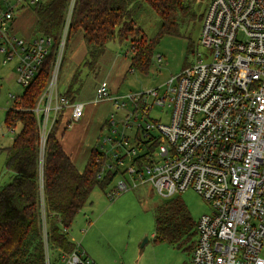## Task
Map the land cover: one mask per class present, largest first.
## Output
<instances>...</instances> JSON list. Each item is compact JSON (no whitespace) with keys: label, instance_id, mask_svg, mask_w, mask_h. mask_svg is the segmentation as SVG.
Here are the masks:
<instances>
[{"label":"built area","instance_id":"obj_1","mask_svg":"<svg viewBox=\"0 0 264 264\" xmlns=\"http://www.w3.org/2000/svg\"><path fill=\"white\" fill-rule=\"evenodd\" d=\"M2 2L0 51L4 59L0 63L15 59L16 80L27 87L52 51L54 38L42 33L27 38L14 29L17 13L37 0ZM76 3L68 1L51 76L33 108L40 134V209L46 264H53L43 179L47 139L66 109H70L73 121L85 114V103L65 97L58 84ZM202 20L198 45L204 51L197 50L196 61L170 78L163 93L155 88L129 95L143 114L150 113L152 104L172 108L168 122L150 120L145 127L140 125L147 140L159 141L156 150L146 153L153 141L143 151L129 146L124 132L119 139H105L114 147L127 146L126 153L134 157L146 153L149 160L125 167L127 175L107 195L115 198L146 183L167 199L193 189L210 202L211 212L196 221L191 262L264 264V0H209ZM118 98L112 96L108 79L99 83L96 100L111 99L121 107L125 102ZM148 99H152L151 104ZM152 129L158 134H152ZM113 156L118 158L121 153L114 151ZM80 243L70 252L56 248L62 264H93Z\"/></svg>","mask_w":264,"mask_h":264},{"label":"trees","instance_id":"obj_2","mask_svg":"<svg viewBox=\"0 0 264 264\" xmlns=\"http://www.w3.org/2000/svg\"><path fill=\"white\" fill-rule=\"evenodd\" d=\"M69 0H37L35 34L42 33L54 38L52 51L42 63L41 70L21 95L15 96V105L5 115L8 127L21 124L10 146L3 148L6 153L5 167L11 172V179L0 184V264H46L45 244L42 237V216L40 209V134L36 114L33 110L51 76L52 63L58 39L63 31L66 8ZM197 0H77L72 17L69 42L79 34L87 47L85 64L95 69L100 57L112 40L132 39L131 67L147 73L152 63L156 45L166 34H181L183 27L200 19L194 9ZM148 5L161 19L157 35L148 39L137 22V15ZM193 42L190 50L194 51ZM189 62L184 66L191 64ZM63 95L75 100L74 84L78 75ZM54 128L48 136L43 179L48 208V225L52 248L70 252L76 242L69 234V228L76 215L89 202L97 185L103 189L118 174L125 176L126 169H120L125 153L118 158L111 157L112 163L104 169L108 155L97 145L83 171L72 162L70 156L56 136ZM146 153H153L158 140H141L148 145ZM146 153L132 156L131 163L147 164ZM119 160L122 162L119 163ZM155 210L156 228L154 240L168 242L183 248L187 243L193 250L197 240L196 221L180 196L163 199ZM195 231V232H194ZM196 234V235H195ZM195 235V241H192ZM188 249V248H187Z\"/></svg>","mask_w":264,"mask_h":264},{"label":"rangeland","instance_id":"obj_3","mask_svg":"<svg viewBox=\"0 0 264 264\" xmlns=\"http://www.w3.org/2000/svg\"><path fill=\"white\" fill-rule=\"evenodd\" d=\"M208 3L209 0L195 2L194 9L198 15L205 13ZM0 5L5 9L3 2ZM37 15L34 4L29 5L17 15L19 32L28 35L30 31L35 30ZM202 21L197 19L190 22L186 27H183L181 34L164 35L155 47L152 63L147 73L138 69H133V71L127 69L133 55L132 39L135 37L133 32L130 33L131 37L128 39L110 41L95 69H91L85 62L77 67L74 66L72 62L74 55L77 51H84L85 47L81 42L79 44L81 47L74 51L73 47L69 45L59 74L60 90L66 91L72 83L74 75L77 74L79 77L74 87L79 91L76 92L77 98L82 99V97L89 96L94 88L97 89L98 82L105 78H112L115 85L117 84L113 95L119 97L120 102H125L121 107H117L116 101L102 104L97 108L98 114L95 121L93 120V125L86 127L88 134H94L95 125L97 126L102 121L103 128L99 132L100 141L97 148L108 155L105 170L109 168L112 163L111 157L117 150V148L114 149L111 142H105V139H119L120 134L124 132L130 139L129 146L133 145L137 147L138 151H143L147 145L140 143V140L146 139L140 125L145 127L146 122L150 120L169 121L172 108L168 104H152L150 113L143 114L141 107H138L129 95L144 93L155 88H160V92L163 93L165 84L170 78L178 74L186 63L196 61L197 53L204 51V47L198 45ZM137 22L148 39H153L157 35L161 25L160 17L146 4L138 13ZM75 39L74 37L71 40ZM192 42L194 51L189 48ZM159 56L162 58L159 59ZM0 58L3 61L4 53L1 51ZM112 58L124 61L126 71L123 77L118 73V69L114 75L115 65ZM15 64V59L6 64L0 63V184L11 179L6 171V153L3 148L10 146L15 135L21 130L20 123L12 128L8 127L4 120L7 110L15 105V99L9 95H21L25 89L16 80ZM147 101L152 103V99ZM112 121L114 124H110ZM77 131L82 130L77 129ZM151 133L158 134L155 129H152ZM126 148L127 146H120L121 155L126 153ZM132 156L127 154L124 157L125 160L120 164V169L124 170L130 165ZM122 177L121 174L116 175L106 189H103L101 185H97L93 189L89 202L76 215L72 228H69L72 240L77 244L81 242L80 247L90 256L94 264H193L191 262L192 250L189 248L192 242L179 248L175 244L154 240L155 210L157 205L167 198L159 195L153 186L149 183L137 185L115 198H110L107 195ZM174 196L182 198L190 216L195 221L201 215L211 212L210 202L193 189H187ZM195 235L192 241H195ZM146 238H148L147 241H145ZM51 257L53 264H62L56 248H51Z\"/></svg>","mask_w":264,"mask_h":264},{"label":"crops","instance_id":"obj_4","mask_svg":"<svg viewBox=\"0 0 264 264\" xmlns=\"http://www.w3.org/2000/svg\"><path fill=\"white\" fill-rule=\"evenodd\" d=\"M33 4H35V3H33ZM25 8H23L21 11H19L17 13V15H19ZM17 15H16L15 20L13 22L14 29L20 35L25 36L27 38L35 36L36 35L35 34V30H36L35 27H34L35 30L30 31V33L28 35H24V34L19 32V29L17 26V20H18ZM36 20H37V18H36ZM35 25H36V23H35ZM113 41H115V40H113ZM81 42H82V45L84 44L83 45L85 47L84 51H77L76 55H74V57L72 59V62L74 63V66H76V67L81 65V63L84 62V59L87 55V47H86L85 42L83 40V34H79L74 41L71 40L70 42H68V47H69V45H71V47H73L74 51L78 47H81V46H79V44ZM71 55H72V53H71ZM66 56H67V54H66ZM66 56H65V59H66ZM112 60H113V64L115 65L114 75L118 69V73L120 75H122V77H123V75L126 71V68H125L126 65H125L124 61H122L118 58H112ZM130 63H132V60ZM130 63H128L127 69L133 71V68L131 67ZM107 79L110 82V88H111L112 96H114L113 91H116L117 84L115 85V81L113 82L112 78H107ZM99 83L100 82H98L96 84V88L98 87ZM75 100L85 103V114H84V116L82 118H80V120H78V121H73L70 118V109H66L65 112L60 116L59 121L54 128L57 129L56 136L59 139V141L63 147V150L70 156L72 162L76 165V167H78V169L80 171H83L85 169L84 167H86L88 160L91 156L92 149L94 148V146L99 144V141H100L99 132L103 128V125H102V121L99 122L97 126L95 125L96 130H95L94 134L93 133L88 134V132L86 131V127H87V125H93V123H94L93 120L95 121L97 114H98L97 108L99 106H101L102 104H105L106 102H112V100L111 99H104L101 101L96 100L95 88H94L93 92L90 93V95L87 96L86 98L82 97V99H78L76 96ZM77 129H81L82 131H77ZM115 148H117V150H115V151L119 152L120 146L114 147V149ZM122 153H124V152H122ZM5 159H6V156H5ZM6 171L9 173V177H10L11 173L8 170H6ZM1 184H2V182H1ZM93 264H94V261H93Z\"/></svg>","mask_w":264,"mask_h":264},{"label":"water","instance_id":"obj_5","mask_svg":"<svg viewBox=\"0 0 264 264\" xmlns=\"http://www.w3.org/2000/svg\"><path fill=\"white\" fill-rule=\"evenodd\" d=\"M147 240H148V238L145 239V241H147Z\"/></svg>","mask_w":264,"mask_h":264}]
</instances>
